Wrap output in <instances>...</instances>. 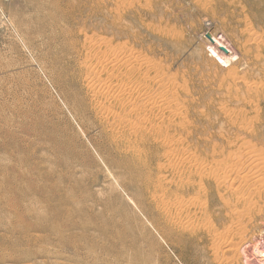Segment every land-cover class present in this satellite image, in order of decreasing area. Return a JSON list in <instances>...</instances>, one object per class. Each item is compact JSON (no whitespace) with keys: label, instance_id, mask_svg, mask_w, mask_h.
<instances>
[{"label":"rangeland","instance_id":"1","mask_svg":"<svg viewBox=\"0 0 264 264\" xmlns=\"http://www.w3.org/2000/svg\"><path fill=\"white\" fill-rule=\"evenodd\" d=\"M61 2L0 0V264H94L93 259L103 260L98 264H262L254 260L253 250H264V195L255 197L248 211L244 205L234 208L243 220L233 226L242 224L238 228L244 226L246 239L243 249L239 246L240 253L234 254L236 261L232 255L216 252V243L206 230L210 223L216 233L231 227L224 214L208 224L191 212L195 217L191 227L187 223L185 229L176 225L179 235L183 234L181 244L168 240L152 224L139 199L148 197L150 201L159 182L163 190L158 195L167 190L178 193L173 173L166 166V152L152 138H138L134 147L140 151L145 169L137 174L132 169L112 167L109 154L119 158L120 152L104 131V101L91 93L81 67L94 62L89 54L94 46L126 50L132 60L145 65V75L151 78L148 84L158 83L165 92L170 89L165 99L168 102L173 97L172 109L180 113L170 122L166 116L158 122L165 127L173 122L170 135L182 137L192 155L226 159L254 150L264 159V34L260 33L264 30V1ZM120 31L124 35H119ZM207 33L221 39L235 60L208 42ZM255 33L261 34V39ZM150 88L146 91L152 93ZM68 139L76 148L75 155L65 144ZM53 187L59 188L57 193ZM55 194L72 203L70 210L79 211L83 241L73 238V231L59 234L60 223L48 220V202ZM21 219H27V225ZM40 222L45 226L39 233L31 226Z\"/></svg>","mask_w":264,"mask_h":264},{"label":"bare ground","instance_id":"2","mask_svg":"<svg viewBox=\"0 0 264 264\" xmlns=\"http://www.w3.org/2000/svg\"><path fill=\"white\" fill-rule=\"evenodd\" d=\"M59 1L61 2V0H59ZM260 1H262V0H260ZM255 2H257V1H255ZM258 7H260V5H258ZM258 10H261V9H258ZM119 15H120V13H119ZM248 25H250V24H248ZM250 28H251V31H254V30H252V27H250ZM261 29H262V27H261ZM257 30L259 31L258 27H257ZM251 31L249 32L250 34H251ZM262 31L263 32H260V31L259 32L264 34V30H262ZM62 33H63V31H62ZM255 34H257V33H255ZM255 34H254V36H255ZM119 35H124V33L122 31H120ZM257 35L259 36L257 38L259 40L260 36L262 37V35L261 34L260 35L257 34ZM211 37L213 38L214 42H210V43L217 46V48L224 47V45L221 42V39L213 36L212 34H211ZM252 40L254 43L255 40L253 38H252ZM207 41L209 42L208 39H207ZM87 42L91 43L92 40H89V41L87 40ZM262 42H263L262 44L264 45V41H262ZM90 43H89V46H90ZM95 44H96V42H95ZM99 44H100V42H99ZM101 44H102V42H101ZM103 44L105 45L106 43L103 42ZM93 45H94V43H93ZM89 46H88V48H89ZM251 46H252V43H251ZM95 49H97V50H95ZM258 49H259V47H258ZM260 50L261 49H259V51ZM125 51H123V49L120 51L119 50L117 51L116 47H115V49H113V48L110 49V48H107V46L105 47L103 45H99L98 48H96L94 46L92 49H90V53H89L94 57V62L93 63H91V62L90 63H84L81 67V71L83 72V74L86 75L87 87L92 91L91 93H94L95 97H97L96 99H100L99 101H104L103 107H101V112L103 114V117H105V119L107 121L105 124L103 123L104 131H105L107 137L111 141L114 142V144L117 148L116 150L117 151L119 150L118 152H120V153H118L119 154V158H118V156L114 157L111 155L110 152L112 150H110V152L107 150L108 153H110L108 156L109 164H111L112 167H115L118 169H125V168H127L129 170L132 169V170L136 171L134 173L139 174L140 171L142 170L143 164L140 161L141 153L137 148L134 147V144H136L135 142H137L138 138H140L141 141L149 140L150 138H152L154 140V142L159 143L161 148H163L166 152V153L164 152L166 154V156H164V155L163 156L168 161V163H167L168 165H166V164L165 165L167 166L168 169H170L172 171L173 176H174L173 181L176 185L175 193L178 192L179 196L184 194L188 197L187 199H185V197L182 198L183 196H181V199H180V197L178 195H176L178 193H176V194H173L174 192L170 193V192H168L167 189H166L167 191L162 193V195H160V194L158 195L157 192L160 191L161 189L163 190L162 184L158 181L160 185H156L155 187L153 186L154 187L153 192L155 194H153L150 201L146 200L148 197L146 199H144V198L139 199L140 204L142 205L145 212L148 214L152 224L157 229H159L163 233V235L166 238H168V240L170 239V240L177 242L178 244H181L183 242V240L181 238L183 236V234H182V236L179 235V231L177 230L179 227L176 228V225L178 226L180 224L181 225L180 227H182V225H184V223H187L191 227V225L193 224V219L195 217H199L202 221L204 220L209 224L210 219L214 218L215 216H223V214H224V215L228 216V218H230V221L232 222L230 225L231 227L226 229L223 233H216L214 228H212L213 223H212V226L210 225L211 224L210 223L208 225V229H206V230H209L208 233L211 234L212 239L215 241L213 243H216V246L218 249L216 252H218V254L221 253V254H223V256L224 255L234 256V254L240 253L239 251H241V250L239 249V246H240V248L242 246V249H243V244L245 245L246 239L244 237L245 233L243 231L244 226H242L243 229L238 228L239 226L242 225V224L239 225L240 222L243 220V219H240L241 213L238 212V210H236L237 211L236 212L234 210V208L237 209L238 206L240 207V206L244 205V206H247V208H246V210H247V209H249V207H251V206L248 207V205H251L253 203L252 200H254L255 197H258L260 195L261 196L264 195V194H262V193H264V159H263V156L254 150H250V151H248L247 154H243V156L241 155L240 157L232 156L229 158L227 157L226 159H224L222 157L221 158L219 157V159L216 157H213V158H211L212 159L211 160V159L199 157L198 155H194V154L192 155V152H190L189 149L187 147H185L184 143L181 141V139L183 140V138L181 136H180L181 138L178 139L177 136L174 137L175 135L174 136L170 135V132L174 129L173 124H172L173 122H171L170 125L168 124L169 126H167V127H165L163 124L158 122V121H163L161 119L165 120V118H164L165 116L167 117L166 119H168V121H169L180 113L179 111L177 112V110L172 109V106H171L172 102L170 99H172L173 97L169 98L170 102L169 101L167 102V100L165 99V97H168L167 92L170 89L167 92H165L166 91V89H164L165 87L162 88V86H161V88H160V85L158 83L154 82L153 84H151L149 82L150 84H148L147 80L150 81L151 78L148 79L147 76L145 75L146 70L143 69L145 65H143L141 63V60H135V61L132 60L131 59L132 57L131 58L129 57L130 55L128 56L125 54ZM254 52H255V50H254ZM93 53H94V55H93ZM249 53H250V51H249ZM216 55H218V54L216 53ZM224 55H225V53H224ZM226 55H228L227 56L228 59L235 60V56L232 57L233 53L231 51ZM258 55L260 58V54H258ZM258 55H256V56H258ZM132 56H134V54ZM78 57L81 58V56H78ZM86 57L88 59V56H86ZM90 57L91 56H89V60H90ZM219 57H221V56H219ZM222 57L220 59H222ZM138 59H140V58H138ZM260 59H258V60H260ZM86 60H84V61L87 62ZM263 62H264V60H263ZM143 63H145L147 66V63L145 60ZM259 64H258V66H260ZM79 65H81V64H79ZM261 65H264V64H261ZM255 70L257 72V69H255ZM104 73L106 74V76H108L105 79L103 78ZM148 73H150V72H148ZM259 73L260 72H258V75H259ZM80 74H82V73L80 72ZM146 74H147V72H146ZM78 76H80V75H78ZM154 76H156V75H154ZM81 78H82V76H81ZM159 80H157V81L161 84L162 82H160ZM59 81H61V80H59ZM256 84H258V83H256ZM259 84H262V81ZM145 85H147L148 87L149 86L151 87L150 89H152V93L146 91V89H148V87H146ZM162 85H164V84H162ZM166 85H168V84H166ZM244 85H246V84H244ZM250 85H251V83H249V86ZM247 86L248 85H246V88L248 89ZM258 89H259V87H258ZM249 90L252 91L251 88H249L248 91ZM172 92L173 91H171L169 93H172ZM249 93H251V92H249ZM89 95L90 94H88V98H89ZM72 96H74V95H72ZM88 102H90V101H88ZM165 102H167V103H165ZM95 103L98 104L99 102L97 101ZM258 105H256V106H258ZM90 108L92 109V107H90ZM93 109H94V106H93ZM45 113H47V112H45ZM97 113H98V111H97ZM37 116H38V114H37ZM98 116H96V117H98ZM27 117H28V115H27ZM179 117L180 116H178V119H179ZM101 119L105 120L104 118H101ZM35 122L39 123L38 120H35ZM64 122H65V120H64ZM61 124H62V122H61ZM100 124H102V123H100ZM180 125H181V123H180ZM178 126H179V124H178ZM21 128H23V127H21ZM51 128H53V127L51 126ZM22 130L24 131V129H22ZM56 130H57V128H56ZM25 131H26V128H25ZM37 132H38V130H37ZM54 132H56V131H54ZM0 133H1V131H0ZM8 133H6V134H8ZM34 133H35V131H34ZM47 135H45V136H47ZM49 135H51V134H49ZM53 136H55V135H53ZM69 137H70V135H69ZM0 138H2V137H0ZM5 138H6V136H5ZM14 138H15V136H14ZM35 138H37V137H35ZM98 138H99V136H98ZM40 139H42V138H40ZM55 139H56V137H55ZM68 140L65 141V144L67 145L70 153L72 155H75L76 154V148H75V146H73L71 144L70 140L69 141ZM73 141H74V139H73ZM107 142H109V141H107ZM56 145H55V147H56ZM57 151H59V150H57ZM245 159H246V161H245ZM245 165H247V166H245ZM15 171H13V172L16 173ZM40 172H43V171L41 170ZM19 173H20V171H19ZM24 176L25 175H23V177ZM144 180H146V179H144ZM167 180H168V178L166 179V181ZM29 181H30V179H29ZM146 182L145 183L148 184L147 180H146ZM169 182L170 181H168L167 183H169ZM148 188H150V187L148 186ZM169 188H171V187H169ZM58 189L53 187V190L55 193H57ZM142 189L143 188H141V190ZM21 192H22V190H21ZM180 192H182V194H180ZM12 194L13 193H11V195ZM43 194L44 193H42L41 195H43ZM151 194L152 193H150V195ZM20 195H21V193H20ZM14 196H16V195H14ZM21 197H22V195H21ZM44 197H45V195H44ZM38 198H40V196ZM260 198L262 200V197H259V199ZM15 201H17V200H15ZM50 201L51 202H48V212H49L48 213L49 214L48 220L55 221L56 225H57V222L60 223V226L58 225L59 229H60L59 234L61 233V235H63V233H66L68 231H73V234H71V236L73 238H76L79 241H83L85 239V236L83 235V232H81V231H82V226H84V225H83V223H80L77 220V217L80 215L79 211L70 210L69 206H72V203L70 201H68L67 198L65 199V196L55 194L53 199ZM52 201H53V203H52ZM256 201L259 203L258 199ZM252 205H254V204H252ZM191 212L195 213V217L191 216L192 215ZM22 213H20V214H22ZM18 217L21 218V216H18ZM22 221H24V220H22ZM26 221H27V219H26ZM26 221H24V222L27 225ZM29 222H28V224H29ZM191 222H192V224H191ZM233 223H239L238 224L239 226L237 227L236 226L237 224H236L234 227ZM22 224H24V223H22ZM31 225L32 224L30 223V225H28V228H30L29 226H31ZM44 226L45 225L42 222H40V225H34L33 224L31 226V228H33V229L36 228V230L38 231V229L44 230ZM185 226H187V225L186 224L184 225V229L186 228ZM194 227L195 226H193V230H195ZM25 229H26V227H25ZM47 229H48V227L46 228V230ZM84 229H86V228H84ZM182 229H183V227H182ZM188 229H189V227H188ZM190 229H191V231H193L192 228H190ZM179 230H180V228H179ZM38 232L40 233V231H38ZM183 232H185V231H183ZM67 237H69V236H67ZM38 239H39V237H38ZM27 240H29V239H27ZM62 240H61V242H62ZM69 240H71V238H69ZM236 240H239V242H236ZM104 247H105V245H104ZM256 247H258V246L256 245ZM62 249H64V247ZM255 249L253 250V251H255V252H253L254 256H255L254 260L257 259L258 260L257 262L264 264V250H260V248L257 250H255ZM104 250H106V249H104ZM32 253H33V251H32ZM81 254H84V253H81ZM218 254H216V256ZM245 256H246V254H245ZM216 258H219V256H217ZM231 258H233V257H231ZM64 259H65V257H64ZM234 259H235V256H234ZM245 259H246V257H245ZM102 261H103L102 259L101 260L93 259L94 264H98L99 262H102ZM235 261H236V259H235Z\"/></svg>","mask_w":264,"mask_h":264},{"label":"water","instance_id":"3","mask_svg":"<svg viewBox=\"0 0 264 264\" xmlns=\"http://www.w3.org/2000/svg\"><path fill=\"white\" fill-rule=\"evenodd\" d=\"M206 38H207L210 42H214L213 38L211 37V34L207 33ZM220 49H221V51H223L225 54H228V53H229L228 50L225 49L224 47H221Z\"/></svg>","mask_w":264,"mask_h":264}]
</instances>
